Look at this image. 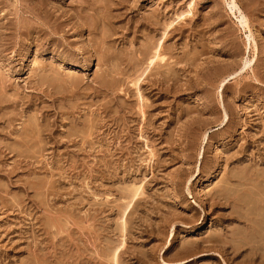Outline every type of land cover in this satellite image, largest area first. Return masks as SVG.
<instances>
[{
	"label": "rangeland",
	"instance_id": "374dc122",
	"mask_svg": "<svg viewBox=\"0 0 264 264\" xmlns=\"http://www.w3.org/2000/svg\"><path fill=\"white\" fill-rule=\"evenodd\" d=\"M0 264H264V0H0Z\"/></svg>",
	"mask_w": 264,
	"mask_h": 264
},
{
	"label": "bare ground",
	"instance_id": "6f19581e",
	"mask_svg": "<svg viewBox=\"0 0 264 264\" xmlns=\"http://www.w3.org/2000/svg\"><path fill=\"white\" fill-rule=\"evenodd\" d=\"M160 55V51H158L157 49L155 50V53H153V57L151 59V64L154 63V61H156V57Z\"/></svg>",
	"mask_w": 264,
	"mask_h": 264
}]
</instances>
